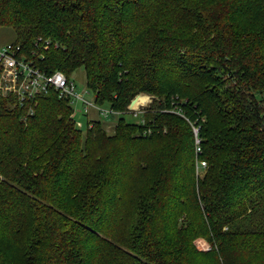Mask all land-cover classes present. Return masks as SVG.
I'll use <instances>...</instances> for the list:
<instances>
[{
  "label": "trees",
  "instance_id": "trees-1",
  "mask_svg": "<svg viewBox=\"0 0 264 264\" xmlns=\"http://www.w3.org/2000/svg\"><path fill=\"white\" fill-rule=\"evenodd\" d=\"M8 26L121 114L0 90V264H264V0H0Z\"/></svg>",
  "mask_w": 264,
  "mask_h": 264
},
{
  "label": "built area",
  "instance_id": "built-area-1",
  "mask_svg": "<svg viewBox=\"0 0 264 264\" xmlns=\"http://www.w3.org/2000/svg\"><path fill=\"white\" fill-rule=\"evenodd\" d=\"M47 43L49 44L50 41H47ZM0 66L2 67L1 90L9 96L15 95L18 97L19 107L29 106L31 114L34 113V107L37 105V97L53 90L57 91L60 98H69L71 103L81 104L82 109L77 108L76 111L81 110L83 113L84 110L89 111L94 108L106 117L113 114L105 107L96 104L95 100L88 99L86 95L90 92L87 88L79 92L76 82L73 79H67L61 71L48 73L36 66L33 60L28 59L20 43L9 42L6 46L0 47ZM194 131L197 135L195 148L199 155L203 152L201 137L198 129L195 128ZM197 162V169L200 166H207V162L203 160H197Z\"/></svg>",
  "mask_w": 264,
  "mask_h": 264
},
{
  "label": "rangeland",
  "instance_id": "rangeland-1",
  "mask_svg": "<svg viewBox=\"0 0 264 264\" xmlns=\"http://www.w3.org/2000/svg\"><path fill=\"white\" fill-rule=\"evenodd\" d=\"M18 39L17 35H16V31L13 27H0V47L6 46L7 44H9V42H15ZM1 67V66H0ZM2 68V67H1ZM72 79H74V81L77 84V89L79 92H82V90H84L87 87V79H86V71L84 68L77 70L76 72L73 73L72 75ZM1 90V88H0ZM2 94L6 97L9 96V94H5L2 90H1ZM141 95H147L148 99L145 102H141V104H138V106H135V108H131L129 106V111L126 112V114L124 115V117L126 118V120H131V121H136L137 123H141V122H145L146 120H144V116H142L143 111L145 110L146 106H149L153 99L152 95L149 94H141ZM94 96L95 94L93 92L90 91V94H88L86 97L90 100H94ZM139 96V95H137ZM140 97V96H139ZM76 108V110L78 109H82L81 104L77 103L76 105H74ZM140 106V107H139ZM105 107V109L110 110L111 114H115V115H119L121 114V111H118L116 109H114L113 107H109L107 105L103 106ZM78 108V109H77ZM75 110V119L77 120L78 126L79 127H84V130H86L87 126H88V122H87V116L82 115V111H76ZM166 111H168L167 109H165ZM177 112V113H176ZM170 113V112H169ZM176 114L179 115V111H175ZM90 119H94V120H102L104 121V123L106 122V128L109 132H112L114 129L115 124L117 123V118L118 116H103L102 117L99 115L98 112H96V110L94 108L91 109L90 111ZM181 116V115H180ZM190 116V115H189ZM182 117V116H181ZM191 125H192V129H193V133H195L194 129H198L200 132L201 129V124H198V121H195V124H193V121H191L189 119ZM92 127V126H91ZM151 132V130H148V133ZM200 137L201 134L199 133ZM197 138V135L195 133V140ZM202 169H197V174L201 175L202 174ZM195 244L197 245V247L199 249H205V250H210V245L207 242V240L205 238H199L198 240H196Z\"/></svg>",
  "mask_w": 264,
  "mask_h": 264
},
{
  "label": "bare ground",
  "instance_id": "bare-ground-1",
  "mask_svg": "<svg viewBox=\"0 0 264 264\" xmlns=\"http://www.w3.org/2000/svg\"><path fill=\"white\" fill-rule=\"evenodd\" d=\"M147 99H148L147 95H140V97L138 98V100L133 106H138V104H141V102L147 101Z\"/></svg>",
  "mask_w": 264,
  "mask_h": 264
},
{
  "label": "water",
  "instance_id": "water-1",
  "mask_svg": "<svg viewBox=\"0 0 264 264\" xmlns=\"http://www.w3.org/2000/svg\"><path fill=\"white\" fill-rule=\"evenodd\" d=\"M140 95H141V94H140ZM140 95H139V96H140ZM139 96H137L135 99L132 100V102H131L130 105H129L131 108H135V106H133V105L136 103V101L138 100Z\"/></svg>",
  "mask_w": 264,
  "mask_h": 264
}]
</instances>
